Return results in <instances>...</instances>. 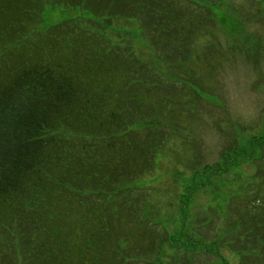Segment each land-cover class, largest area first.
<instances>
[{"label":"rangeland","instance_id":"1","mask_svg":"<svg viewBox=\"0 0 264 264\" xmlns=\"http://www.w3.org/2000/svg\"><path fill=\"white\" fill-rule=\"evenodd\" d=\"M179 1L184 30H151L169 40L163 49L142 15L97 19L112 43L130 45L144 63L148 80L138 87L146 107L136 137L147 131L158 144L149 167L123 191L86 197L104 201L97 214L106 220V264H240L243 255L261 254L252 250L257 241L263 250L258 236L240 239L237 220L240 209L254 210L258 193L264 198V0ZM70 18L93 16L49 3L40 28ZM182 32L187 46L178 52L180 39L173 40ZM82 210L66 213L68 244L81 243ZM9 239L5 260L23 264Z\"/></svg>","mask_w":264,"mask_h":264},{"label":"trees","instance_id":"2","mask_svg":"<svg viewBox=\"0 0 264 264\" xmlns=\"http://www.w3.org/2000/svg\"><path fill=\"white\" fill-rule=\"evenodd\" d=\"M49 3L80 7L93 18L42 29ZM179 3L0 0V264H15L5 260L6 250H13L4 244L10 237L23 264L108 263L106 220L97 214L104 201L86 197L101 200L123 191L142 165L149 167L158 144L147 131L145 138L136 137L146 107L138 87L148 80L140 70L144 63L130 45L112 43L97 19L142 15L149 21L141 23L147 35L158 27L171 34L185 28ZM179 34L173 40L180 39L178 52L187 46V34ZM161 35L153 32L150 40L167 48L169 40ZM258 171L264 178V169ZM257 195L254 210L240 209L237 223L240 239L258 236L264 243V198ZM81 208L85 228L75 246L62 237V226L66 213ZM256 246L252 250L261 254L246 257L251 260L243 255L240 264H264V246Z\"/></svg>","mask_w":264,"mask_h":264}]
</instances>
